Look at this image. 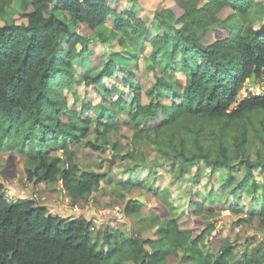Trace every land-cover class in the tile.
<instances>
[{
  "label": "trees",
  "instance_id": "trees-1",
  "mask_svg": "<svg viewBox=\"0 0 264 264\" xmlns=\"http://www.w3.org/2000/svg\"><path fill=\"white\" fill-rule=\"evenodd\" d=\"M174 1L179 13L173 8L156 12L159 32L148 39L154 30L149 18L133 12L124 18L121 5L112 7L108 0H0V17L15 2L19 4V19L0 24V147L6 142L14 147L16 142L30 149L24 151L29 182L47 187L61 184L72 205L84 204L101 184L117 180L107 172L84 168L78 147L86 140L93 150H106L110 135L125 129L133 150L119 153L117 143L109 149L114 160L120 155L132 161L131 171L145 165L139 146L146 142L170 157L172 167L180 163L181 173L199 162L213 174L227 171V182L234 179L236 184L231 194L238 195L229 204L233 212L251 189L259 190L256 171L264 170V153L251 150L250 131L253 116L264 111V93L242 100L239 96L249 80L254 85L264 83V27L255 29L251 24L260 3ZM58 11L83 27L85 34L73 32ZM225 12L229 15L223 17ZM110 18L123 32L119 48L132 43L143 50L150 43L148 66L154 82L148 85L137 74L136 64L121 78L130 93L116 86L98 87L99 104L70 108L66 92L78 80L74 61L90 52L95 33L107 43V35L99 29ZM219 30L226 36L215 38ZM99 63L102 69L85 81L116 76V58L105 62L102 55ZM179 75L185 82L176 79ZM126 111L128 119L123 116ZM258 132L264 145V125ZM248 181H253L250 188ZM145 186L143 180L133 178L116 182L120 190ZM5 188L0 182V264H264V242L252 245L257 236L248 238L237 259L234 242L214 236L207 244L200 226L196 232L182 229L173 205L168 217L151 216L153 225L159 226L157 240L126 237L114 229L106 230L100 244L86 216H54L31 198L9 202ZM228 202L197 204L203 224L217 219ZM142 204L126 198L125 213L138 216ZM254 210L243 221L252 224ZM260 216L258 226L264 233V208ZM213 230L212 226L209 233ZM148 245L154 246L152 251Z\"/></svg>",
  "mask_w": 264,
  "mask_h": 264
},
{
  "label": "rangeland",
  "instance_id": "rangeland-1",
  "mask_svg": "<svg viewBox=\"0 0 264 264\" xmlns=\"http://www.w3.org/2000/svg\"><path fill=\"white\" fill-rule=\"evenodd\" d=\"M108 1L112 7L121 5L122 17L124 18L127 17L126 13L130 12L149 18L153 25L152 29L154 30H152L148 39L159 32V29L156 27V12L162 9L173 8L179 13V8L176 7L174 0ZM257 1L260 5L254 11L251 24L255 29H262L264 27V0ZM18 10L19 4L15 2L7 8L6 15L0 17V24L3 25L4 23H11L14 20H18ZM57 15L69 24L73 32L85 34L83 27L72 22L68 18V15L66 16L59 11ZM227 15H229V12H225L223 17ZM114 22L115 18H110L99 29L100 32L107 35V43L104 44L100 40L99 34L95 33V38L92 39L89 45L90 52L74 61L78 70V80L73 86V90L66 92L70 108L77 109L80 103L88 104L92 102L99 104L101 99L97 91L98 87H101L102 90L105 87L111 89L116 86L118 90H125V92L130 93V90H126V85L121 83V78L128 75L131 67L136 66V64H138V68L140 69L137 74H142L143 79L148 85L153 84V72L148 66L152 51L150 43H147L143 50L134 46L132 43H128L126 48H122V46L119 48L117 42L123 32L115 29ZM224 36L226 34L223 31L219 30L214 32L215 38H223ZM102 55L104 56L105 62L110 60V58H116L118 66L116 76L114 78H102L96 83L94 81H85L84 78L92 76L102 69L103 65L99 63ZM178 59L180 61L181 57L179 56ZM176 79L185 82L183 75H179ZM248 85L252 87L254 85L253 81L249 80ZM114 97H116L115 94ZM144 101L146 103L150 101L146 94ZM123 116L128 119L127 111ZM252 120L253 126L250 131L251 150L255 151L258 149L261 153H264V145L261 142L262 133L259 135L258 132L261 131V127L264 125V111L255 114ZM90 138L91 136L88 139ZM85 142L77 149L78 158L82 166L84 168H92L99 172H107L111 178L117 180L111 185L101 184L84 204L77 206V209L71 203L68 205L72 207L74 212V215H69V217L75 218L84 215L91 221V231L98 243H103L106 230L114 229L123 232L126 237L133 236L145 239L149 238L154 241L157 240L159 238V226L153 225L151 216L154 214L160 215L163 218L168 217L167 215L171 212L172 205L174 206L173 214L176 220L180 222L182 229H191L196 232L197 226H200V233H205L204 242L207 244L214 236H220L222 240L234 242L235 250L238 252L237 259L242 257L241 254L245 251L248 238L257 236V240L253 241L252 245H256L261 241L264 242V233L258 226L259 221L262 219L260 210L264 208V170L256 171L259 190L255 192V190L251 189L247 195H244L245 197L242 196L244 198L241 204L237 207L236 212H233L229 209V204L230 201L233 202L234 197L238 199V195L231 194L236 184L234 179L227 182L228 173L225 170L217 171L213 174L208 165L199 162L196 165L186 168L181 173L179 168L180 163H176L172 167L168 163L170 157L163 156L153 145L142 142L139 150L145 157V165L140 164V166L135 167V170L131 171L130 167L134 165L131 163L132 161L128 159L123 160L120 155L114 160V152L109 149L112 144L117 143L119 153L126 155L129 151L133 150V145L127 137L125 129L123 131H114L110 135L111 145L107 146L106 150H93L86 146ZM5 144L0 147V182L5 184V192L10 191L12 197L14 196L16 200L31 198L35 199L38 204L48 202L55 196L56 199L54 202L59 206H63L61 205V200H59L62 186L60 189L57 186H50L43 189V182L36 186L27 180L25 173L26 155L24 151L27 152L30 149L28 147L21 148L19 147V143L16 142L13 143L15 144L14 147H10V144H12L10 142H6ZM61 154L62 152L54 153V155ZM252 155L255 157L256 154L252 152ZM130 178L143 180L146 186L130 191L120 190L116 187L118 180L124 181ZM252 183L253 181H248L247 188H250ZM155 191H158L160 194L155 195ZM4 196L7 198L6 195ZM132 197L135 199L143 198L144 200L138 216L125 213L126 198ZM227 200L229 202L226 203L227 206L225 209H219V217L217 219L212 218L210 224H203L204 218L198 214L197 204L204 203L205 206H210L214 202L219 204ZM253 200H255V203L252 202ZM254 208H257V210H254ZM251 210H254L256 213L252 224L242 219L250 216L253 212ZM51 214L53 215V213ZM65 214L61 213V215ZM212 226L214 230L211 234L209 230ZM147 248L149 251H152L154 246L148 245Z\"/></svg>",
  "mask_w": 264,
  "mask_h": 264
},
{
  "label": "crops",
  "instance_id": "crops-1",
  "mask_svg": "<svg viewBox=\"0 0 264 264\" xmlns=\"http://www.w3.org/2000/svg\"><path fill=\"white\" fill-rule=\"evenodd\" d=\"M43 187H44L43 189H45L47 187L45 183H44ZM60 187H61V185L57 186L58 189H60ZM52 199L48 202L46 201L45 203H41L40 205H43V206H46L47 208H50L49 209L51 211L50 214L53 213L54 216H57L59 214L58 216L66 218V216L69 217V215H74L72 207L68 206L71 203L70 198L66 195V193L64 191H61L60 196H59V200H61V205H63V206H59L58 204H56L54 202V200L56 199L55 196H53ZM63 200H65V201L63 202ZM76 209H77V206H76ZM70 211L72 212V214ZM56 213H58V214H56ZM61 213H66L65 214L66 216L61 215Z\"/></svg>",
  "mask_w": 264,
  "mask_h": 264
},
{
  "label": "built area",
  "instance_id": "built-area-1",
  "mask_svg": "<svg viewBox=\"0 0 264 264\" xmlns=\"http://www.w3.org/2000/svg\"><path fill=\"white\" fill-rule=\"evenodd\" d=\"M264 93V83H262V85H253L252 87L249 86L248 88L244 89L240 96H239V99L242 100L244 98H247V97H250L251 94L253 95H262ZM7 194H5L7 196L6 200L9 201V202H12V201H17L14 196L12 197V193L10 191L8 192H5ZM118 215H120L118 213Z\"/></svg>",
  "mask_w": 264,
  "mask_h": 264
},
{
  "label": "water",
  "instance_id": "water-1",
  "mask_svg": "<svg viewBox=\"0 0 264 264\" xmlns=\"http://www.w3.org/2000/svg\"><path fill=\"white\" fill-rule=\"evenodd\" d=\"M132 199H135V198H128L127 201H131ZM135 200H137V201H139V202H141V203L144 202L143 198H137V199H135ZM211 222H212V221H208L207 224H210Z\"/></svg>",
  "mask_w": 264,
  "mask_h": 264
}]
</instances>
